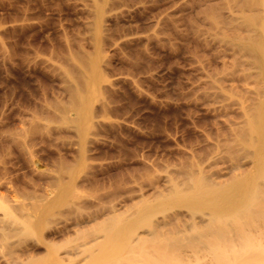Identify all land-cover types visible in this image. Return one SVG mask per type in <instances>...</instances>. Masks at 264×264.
<instances>
[{"label": "rangeland", "instance_id": "1", "mask_svg": "<svg viewBox=\"0 0 264 264\" xmlns=\"http://www.w3.org/2000/svg\"><path fill=\"white\" fill-rule=\"evenodd\" d=\"M96 2L0 0V204L20 219L36 215L43 200L58 194L57 181L72 180L60 174L62 166L78 164L72 187L83 195L58 208L38 235L0 244V264L35 255L42 264L68 262L66 239L105 217L136 218L144 202L186 188L194 172L230 182L256 164L240 139L251 131L264 78L231 38L249 36L232 19L264 15V6L108 0L97 42ZM98 50L102 93L82 139L61 122V109L70 100L76 59ZM5 210L0 206V219ZM47 241L60 245L61 263L42 259Z\"/></svg>", "mask_w": 264, "mask_h": 264}, {"label": "bare ground", "instance_id": "2", "mask_svg": "<svg viewBox=\"0 0 264 264\" xmlns=\"http://www.w3.org/2000/svg\"><path fill=\"white\" fill-rule=\"evenodd\" d=\"M107 1L96 2L93 30L97 42ZM256 1L264 6V0ZM232 21L248 27L249 36L236 35L231 42L251 54L264 78V15L247 14ZM76 60L79 67L69 75L71 96L60 108L61 122L74 127L83 139L92 127L94 105L102 93L101 52L84 54ZM252 117L251 131L240 141L255 157L253 169L222 183L209 182L200 172H194L189 174L186 188L176 186L172 193L161 196L156 202H144L136 211V218L126 220L112 214L102 219L98 226L93 225L84 231L78 229V233L81 232L76 233V237L70 236L71 239H64L62 243L56 241L61 245L65 241L68 243L62 245H66L61 248L63 251L71 248L68 250L70 256L67 254L70 258L68 262L64 260V264H264V95ZM62 168L60 174L68 175L72 180L57 181L55 190L58 194L47 204L43 200L36 215L24 213L20 219L8 205L0 204L6 208L5 216L0 219V244L4 246L14 237L21 239L24 234H37L60 208L70 207L76 198L81 200L83 195L72 187L79 164ZM20 206L23 211L27 208L23 203ZM46 239L42 242L46 243ZM51 242L47 243L48 254L42 259L46 257L61 263L63 259L58 255L60 245ZM12 243L11 240L8 245ZM35 256L7 261L9 264L44 263Z\"/></svg>", "mask_w": 264, "mask_h": 264}]
</instances>
